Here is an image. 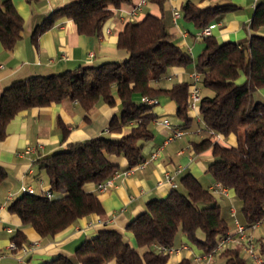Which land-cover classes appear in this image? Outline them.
I'll use <instances>...</instances> for the list:
<instances>
[{"label":"trees","instance_id":"1","mask_svg":"<svg viewBox=\"0 0 264 264\" xmlns=\"http://www.w3.org/2000/svg\"><path fill=\"white\" fill-rule=\"evenodd\" d=\"M157 1L162 8V0ZM131 0H68L51 12L33 33L32 40L61 19L71 20L80 35H97L112 17L113 9L129 5ZM233 6L216 2L198 8L191 0L181 6L183 18L201 30L213 25L217 16ZM253 30L264 26V1L253 14ZM23 21L9 0L0 1V43L9 51L21 38ZM204 47L193 60L178 48L161 18L150 14L138 22H127L117 35L116 47L127 55L123 62L101 65L60 74L32 75L14 81L0 95V141L5 128L19 112L33 107H47L67 99L76 102L85 113L99 103L109 107L119 100L120 114L108 123L109 136H99L67 144L38 161L47 177L50 197L45 192L21 194L7 205L22 225L31 227L40 237H53L77 220L102 213L86 184L97 185L111 177L117 167L108 158L120 157L132 167L144 161L141 143L152 139L151 123L155 116L146 100L168 98L177 106V116L187 125V105L191 83H175L170 88L155 86L171 68L194 64L199 86L211 91L197 105L206 136L193 144L194 153L211 151L213 161L207 172L222 188L233 192L234 216L226 218L213 193L203 189L196 179L184 175L180 186L165 197L153 199L145 210L126 227L134 244L115 231H99L84 240L73 258L57 256L43 264H168V255L159 247L172 248L178 234L204 254L214 250L218 240L232 232L237 220L245 229L264 218V102L254 100V93L264 89V37L253 35L246 48L233 43L218 44L212 37L203 38ZM167 78V77H166ZM242 80V81H241ZM60 125V124H59ZM63 136L66 131L61 126ZM129 130L123 133V129ZM212 133V134H211ZM110 135H120L112 138ZM233 135L236 145L225 147L212 137ZM7 172L0 167V184ZM230 215V214H229ZM201 234L203 239H198ZM17 233L14 251L24 243ZM264 260V241L258 243ZM239 248H226L216 254L213 264H249ZM177 264H193L183 258Z\"/></svg>","mask_w":264,"mask_h":264},{"label":"crops","instance_id":"2","mask_svg":"<svg viewBox=\"0 0 264 264\" xmlns=\"http://www.w3.org/2000/svg\"><path fill=\"white\" fill-rule=\"evenodd\" d=\"M9 1L23 21V30L20 40L11 50L3 49L0 43V95L14 81L32 75L46 76L95 67L106 62H123L127 55L116 47L117 35L127 22H138L146 14L161 18L172 34L174 44L189 53L193 60L204 47L203 40L195 36L199 29L183 18L181 6L185 0H162V8L154 0H131L129 5L112 10V17L103 24L97 35H80L71 20L61 18L39 35L35 42L32 40L34 29L68 0ZM191 1L201 9L215 5L216 2L233 6V10L217 16L210 29V36L218 44L233 43L239 48H246L253 35L264 37V26L256 30L251 26L255 7L264 0ZM132 11L134 15L130 14ZM175 12L179 17H174ZM193 71V63L187 67L171 68L166 75L170 80L165 77L155 86L170 88L175 83H189ZM199 88L201 94V87ZM211 94V91L205 89V96ZM253 97L257 102H264V89L257 90ZM152 113L155 116L150 125L153 137L141 143L145 162L143 166L135 168L128 175H122L128 168L126 160L109 157L108 161L120 173L113 179L112 186L103 192L96 191L93 184L83 187L85 192L96 195L102 213L83 217L53 237H40L31 227L22 225L17 215L8 212L7 205L21 195V188L25 186L31 187L35 193L48 192L47 177L38 164L41 158L70 143L109 136L108 123L115 115L120 114L119 100L115 99L114 107L99 103L85 113L76 102L65 99L58 104L29 108L15 115L6 125L5 138L0 141V167L7 172L6 180L0 184V264H20L19 260L25 264H43L57 256L73 258L76 248L99 231L111 230L124 234L125 241L134 244L132 236L126 233V227L143 213L149 201L165 198L171 192L166 184L157 186V182L165 174L173 175L177 186H180L181 177L188 174L203 189L213 192L216 183L207 172L213 161L211 151L196 154L193 150V144L199 143L206 136L202 131L203 124L198 110H188L191 121L185 125L176 114L175 102L161 97L153 106ZM164 122L168 125H164ZM59 124L64 127L65 136ZM128 130L129 127H125L123 133ZM177 131L183 132V135L164 144ZM110 137L119 138L120 135ZM212 141L225 147L236 145L233 135L226 138L216 135L212 137ZM152 154H155L153 159ZM177 170L179 173L174 175ZM216 195L221 199L222 203L219 204L228 219L232 216L231 212H235L233 192L227 190L226 194L214 193ZM230 226L234 228V224ZM248 231L257 243L264 241V220ZM17 233L23 235L25 241L19 250L10 251L8 246L13 243L12 238ZM197 237L199 240L203 239L201 234ZM202 253L186 241L182 234H178L167 263L177 264L186 258L193 264H213V261L197 262L196 259ZM213 260H217L216 255ZM247 262L252 264L248 260ZM109 264L116 263L113 260Z\"/></svg>","mask_w":264,"mask_h":264},{"label":"built area","instance_id":"3","mask_svg":"<svg viewBox=\"0 0 264 264\" xmlns=\"http://www.w3.org/2000/svg\"><path fill=\"white\" fill-rule=\"evenodd\" d=\"M143 3V2H142ZM136 10V9H134ZM131 15H134V11H132L130 13ZM174 17H179L178 13L175 12L174 13ZM213 27V25H209L207 27L202 28L201 30H199L196 33V38L197 39H203L206 38L208 36H210V29ZM90 57H92L90 55ZM166 80H170L169 77L166 78ZM199 82H200V78L199 75L196 71H193V73L191 74V87H190V92H189V102L187 105V109L189 111H195L197 109V105L198 102L200 100V86H199ZM147 105H156L157 101L150 99V100H146L145 101ZM164 125H168L167 122H164ZM200 132V130L198 131ZM212 134V133H211ZM183 135V132L181 131H177L174 132L173 135H171V137L167 138V140L164 142V144H167L171 141H173V139L175 138H180ZM155 157V154L151 155V158L153 159ZM145 162H141L135 166L132 167H128L126 170H124L121 174L122 175H128L130 173L133 172V170L137 167H142L143 164ZM179 173V171H175L174 175ZM120 173H118L117 171L114 172V174L107 178L106 180L102 181L101 183L96 185V191L98 192H103L105 190H107L109 187L112 186V182L113 179L115 177H117ZM168 185L170 187L171 190L175 189L177 187L176 183L174 182V176L173 175H169V174H165L163 179L159 180L157 182V186H162V185ZM227 190L222 188L218 183H216L214 185V191L211 193H220V194H226ZM34 190L31 187H22L21 188V194H33ZM47 197H50V193L49 192H45ZM232 216H234V211L231 212ZM262 220H264V218H262L260 221H258L257 223H255L254 225H252L251 228L256 227L257 225L262 223ZM239 248L248 258V260L252 263V264H264V260H262V257L260 256L259 253V247L257 242L251 237V235L249 234V231L247 229H245V227L243 225H241L237 220H234V229L232 232H227L226 234H224L217 242L216 247L214 248V250L212 252H210L209 254H204L202 253L201 256H199L196 261L200 262L201 260H203L205 263H210L213 261L214 256L220 252L223 249L226 248ZM8 250L13 251L14 250V244L10 243L8 246ZM158 251L165 254V255H169L172 252V248H162L159 247ZM20 264H25L23 263L22 260L18 261Z\"/></svg>","mask_w":264,"mask_h":264},{"label":"rangeland","instance_id":"4","mask_svg":"<svg viewBox=\"0 0 264 264\" xmlns=\"http://www.w3.org/2000/svg\"><path fill=\"white\" fill-rule=\"evenodd\" d=\"M200 96H205V89L201 88V94ZM215 199L217 200L218 203H222L221 202V199L219 198V196H215ZM243 255V258L248 260L247 256L245 254H242ZM217 258V257H216ZM249 261V260H248Z\"/></svg>","mask_w":264,"mask_h":264}]
</instances>
